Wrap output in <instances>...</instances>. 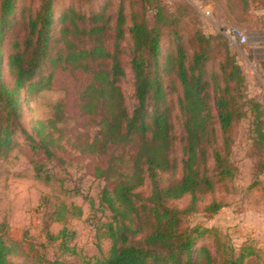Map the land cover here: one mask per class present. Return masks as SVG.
<instances>
[{
	"label": "trees",
	"instance_id": "1",
	"mask_svg": "<svg viewBox=\"0 0 264 264\" xmlns=\"http://www.w3.org/2000/svg\"><path fill=\"white\" fill-rule=\"evenodd\" d=\"M16 2L0 0V41L13 23ZM54 2L40 0L37 10L25 19L21 33L12 38L7 56L12 86L4 83L0 71V152L14 149L19 132L30 149L48 159L62 147L64 138L70 141L71 137V147L81 155L105 158L104 167H97L94 177L104 182L100 201L111 216L101 225L110 247L108 254L95 258L93 264H246L247 258L255 255L250 246H243L237 254L223 247L211 251L197 246L208 229L183 227V214L194 208L197 193L214 189L216 180L207 173L208 161H214L217 180L232 175L231 130L242 115L237 95L242 93L244 74L229 50L230 44L224 39L218 74H207L213 35L200 31L193 34L192 52H187L178 36L174 50L160 62L162 30L169 24V17L159 4L151 8L154 15L150 23L145 16L131 13L128 35L133 103L129 109L119 86L125 74L119 57L125 38L122 2L117 7L113 34H107L109 18L104 17L103 8L88 16L73 9L65 11L56 35L51 33ZM141 2L145 8L149 0ZM109 38L113 41L111 48L107 45ZM58 68L81 70L89 76L78 95L77 111L95 127L92 135L73 126L66 136V123L74 119L68 117L62 102L52 107L46 119L34 121V135L22 127L21 90L25 88L26 94H31L49 88ZM167 74L174 76L182 92L178 97L182 158L180 177L164 181L162 175L175 172L179 165L171 155L177 138L163 81ZM210 87L221 131L218 140ZM217 141H221L220 147ZM146 183L149 194L140 198L135 190ZM187 194L191 198L185 209L166 205V201ZM220 207L213 201L206 209L214 214ZM23 256L19 242L0 234V264H31L27 259L13 260ZM50 264L60 262L53 260ZM260 264H264V258Z\"/></svg>",
	"mask_w": 264,
	"mask_h": 264
},
{
	"label": "rangeland",
	"instance_id": "2",
	"mask_svg": "<svg viewBox=\"0 0 264 264\" xmlns=\"http://www.w3.org/2000/svg\"><path fill=\"white\" fill-rule=\"evenodd\" d=\"M40 0H17L14 20L0 41V71L7 86L12 77L7 65L12 38L21 33L25 19L37 10ZM124 6L125 38L119 55L124 76L119 81L129 109L133 103V78L130 66V41L128 28L131 13L145 16L150 23L154 9L159 4L169 17V24L162 30L160 62L174 50L175 37H180L187 52L194 46L193 34L200 31L210 38L207 74L220 73L224 39L244 74L242 93L237 95L242 115L232 127L229 162L232 175L219 178L213 159L206 165L213 176L214 189L197 193L193 209L183 214V227L199 226L209 232L198 239L197 246L211 251L226 248L237 254L243 246H250L255 255L246 264H260L264 258V0H149L145 8L141 0H55L53 4L52 34H58L60 17L69 10L88 16L101 12L109 18L113 34L118 4ZM148 7V8H147ZM220 35V36H219ZM243 36L245 40L243 41ZM112 38L107 45L112 47ZM44 75L47 70H44ZM89 76L81 70L56 69L49 88L26 94L21 90L22 127L33 134L35 120L46 119L52 107L62 102L68 117L66 136L76 126L92 135L95 127L88 117L77 111L78 95L86 86ZM167 99L171 107V120L176 142L171 155L179 162L175 172H166L163 180L179 178L182 158L179 138L182 135L178 97L182 94L174 76H163ZM210 105L214 118L217 140L221 138L212 87ZM65 138L62 147L54 150L50 159L30 149L25 136L17 133L16 146L9 152H0V234L19 242L23 257L31 264H93L94 259L108 254L110 240L104 235L101 223L110 219L111 213L101 204L102 179L95 178L97 167H104L105 158L91 154L81 155ZM217 147L221 141H217ZM149 184L135 190L140 198L149 194ZM191 196L166 201V205L183 210ZM213 201L221 204L218 212L211 214L206 207ZM63 232V234H61ZM63 242V245H62Z\"/></svg>",
	"mask_w": 264,
	"mask_h": 264
},
{
	"label": "built area",
	"instance_id": "3",
	"mask_svg": "<svg viewBox=\"0 0 264 264\" xmlns=\"http://www.w3.org/2000/svg\"><path fill=\"white\" fill-rule=\"evenodd\" d=\"M245 40L244 36H243V41Z\"/></svg>",
	"mask_w": 264,
	"mask_h": 264
}]
</instances>
